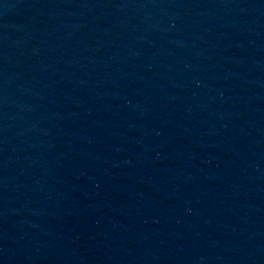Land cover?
<instances>
[{
    "label": "water",
    "instance_id": "95a60500",
    "mask_svg": "<svg viewBox=\"0 0 264 264\" xmlns=\"http://www.w3.org/2000/svg\"><path fill=\"white\" fill-rule=\"evenodd\" d=\"M0 264H264V0H0Z\"/></svg>",
    "mask_w": 264,
    "mask_h": 264
}]
</instances>
